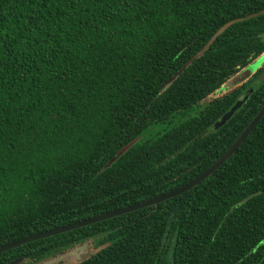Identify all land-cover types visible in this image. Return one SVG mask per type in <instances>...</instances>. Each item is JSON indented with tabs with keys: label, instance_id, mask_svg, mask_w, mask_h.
Wrapping results in <instances>:
<instances>
[{
	"label": "trees",
	"instance_id": "obj_1",
	"mask_svg": "<svg viewBox=\"0 0 264 264\" xmlns=\"http://www.w3.org/2000/svg\"><path fill=\"white\" fill-rule=\"evenodd\" d=\"M263 10L264 0H0V246L208 169L264 104V14L198 55L221 27ZM89 242L104 248L76 264H264V117L189 191L22 245L0 264H58Z\"/></svg>",
	"mask_w": 264,
	"mask_h": 264
},
{
	"label": "water",
	"instance_id": "obj_2",
	"mask_svg": "<svg viewBox=\"0 0 264 264\" xmlns=\"http://www.w3.org/2000/svg\"><path fill=\"white\" fill-rule=\"evenodd\" d=\"M263 14H264V10L259 12V13L249 15L247 17L238 19L236 21H233V22H230V23L224 25L223 27H221L217 31V33L214 35V37L211 39V41L205 46L204 50L198 56H200L209 47L212 40H214L222 31H224L226 28L231 26L233 23L245 21V20L254 18L256 16H260ZM255 69L249 70V67H248V69L242 71L236 77H234L232 80L228 81V83H226L225 87H223V88L225 89L227 87H230L231 85L242 84L244 81H246L251 76V74L255 71ZM175 77H173L172 80H174ZM171 81H169V83H171ZM249 92H252V89H250ZM246 100H247V96H245L240 101H237L230 108V110L228 112H226L221 117V119L214 124V128L217 130L220 127H222L233 116V114L245 103ZM263 117H264V104L261 107V109L259 110V112L257 113V115L250 121V123L247 125V127L243 130V132L240 134V136L234 141V143L231 145V147H229V149L221 157H219L208 169H206L201 175H199L198 177H196L192 181L188 182L187 184H185L181 187H178L174 190H171L167 193H164L162 195H159L157 197H154L152 199L145 200V201H142V202L130 205V206H126V207L120 208V209L115 210V211H110V212L103 213V214H100V215H97V216H94V217H91V218H88V219H85V220H82V221H79L76 223H72V224L63 226V227H58V228H55L52 230H48V231H44L41 233L29 235L27 237H23L21 239H18L16 241L11 242V243L0 246V254L5 253L7 251H10L12 249L18 248L22 245H26V244L36 242V241H39L42 239H46L49 237L60 235V234H63V233H66V232H69V231H72V230H75L78 228L87 227V226H90V225H93L96 223H100V222H103V221H106L109 219H113L115 217H119V216H122V215H125L128 213H131V212H135V211L147 208V207L155 206V205H158L159 203H162L166 200H169L171 198H174L176 196H179V195L189 191L190 189L197 186L204 179H206L207 177L212 175L227 159H229L231 156H233L236 153L237 149L242 145V143L244 142L246 137L253 131V129L257 126V124L261 121V119ZM134 143H135V141H132L131 143L122 147L116 153V155L112 159H110V161L106 164L105 168L110 167L119 157H121L129 148H131ZM87 246H88V244H84V246H81V247H78L74 250H71V252L65 254L59 260L62 261V264H76V263H79V262L89 258L90 256L96 254L99 250L104 248V246H102L97 250L90 251ZM86 250H87V252L82 254V252H85ZM75 255H78V256L75 257ZM20 261H21V259H17V260L10 262L9 264H18Z\"/></svg>",
	"mask_w": 264,
	"mask_h": 264
},
{
	"label": "rangeland",
	"instance_id": "obj_3",
	"mask_svg": "<svg viewBox=\"0 0 264 264\" xmlns=\"http://www.w3.org/2000/svg\"><path fill=\"white\" fill-rule=\"evenodd\" d=\"M259 62H260V60H258V61H254V62L249 66V70H254V69L258 66ZM223 91H224V88H221V89H219L218 91H216L211 97L219 96ZM157 129H158V127H156V128L154 129V131H156ZM87 247H88V249H89L90 251H93V250H97V249H99V248L102 247V246H87ZM86 252H87V250H86L85 252H82V254H84V253H86ZM76 256H78V255H75V257H76ZM58 264H62V262H59Z\"/></svg>",
	"mask_w": 264,
	"mask_h": 264
},
{
	"label": "flooded vegetation",
	"instance_id": "obj_4",
	"mask_svg": "<svg viewBox=\"0 0 264 264\" xmlns=\"http://www.w3.org/2000/svg\"><path fill=\"white\" fill-rule=\"evenodd\" d=\"M88 244H89V246H94L92 242H89Z\"/></svg>",
	"mask_w": 264,
	"mask_h": 264
}]
</instances>
